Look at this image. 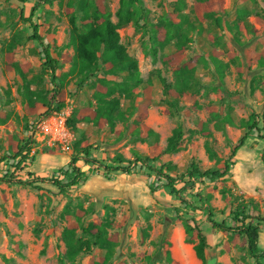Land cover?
<instances>
[{
	"label": "rangeland",
	"instance_id": "374dc122",
	"mask_svg": "<svg viewBox=\"0 0 264 264\" xmlns=\"http://www.w3.org/2000/svg\"><path fill=\"white\" fill-rule=\"evenodd\" d=\"M40 1L0 0V160L14 153L19 140H30L33 159L17 175L23 180L27 174L50 179L67 168L72 146L81 139L94 147L92 158L104 166H112L116 155L128 160L134 153L151 157L178 127L184 144L147 164L163 168L175 180L176 193L148 168L105 175L83 161L78 166L86 179L66 193L50 184L38 183L33 189L0 183V264L102 260L110 251L94 246L80 229L102 223L114 241L108 264H170L167 254L177 264H264L250 257L243 238L222 234L211 225H239L233 220L235 212L264 219V67L247 60L264 51V0H222L221 11L206 16L198 15L196 8L209 0H140L130 6L126 23L117 16L121 0H103L104 11L118 25L120 44L136 61L142 82L138 87L126 83L125 72L110 75L101 67L91 76L74 62L70 24L73 19L81 28L94 0ZM31 24L37 25L57 61L55 80L44 67L40 44L31 40ZM96 56L100 62L101 51ZM190 61L191 78L172 67L175 62L186 67ZM160 77L170 84L171 95H164ZM98 87L103 95L111 91L101 103ZM53 88L61 90L65 108L43 115ZM145 88L150 99L143 124L156 138L131 133L137 129ZM112 99L118 101L113 128L84 122L74 131L67 125L76 110L100 111ZM35 105L39 107L34 112ZM252 115L258 133H246L243 126L253 123ZM245 134L224 179L188 177L192 163L202 172L220 170ZM8 164L0 161V177L14 171ZM186 224L206 236L205 262L197 259V239L186 231ZM260 224L259 247L264 252ZM66 230H73L74 241H90L89 248L78 243V253L67 259L70 251L62 239Z\"/></svg>",
	"mask_w": 264,
	"mask_h": 264
},
{
	"label": "trees",
	"instance_id": "16d2710c",
	"mask_svg": "<svg viewBox=\"0 0 264 264\" xmlns=\"http://www.w3.org/2000/svg\"><path fill=\"white\" fill-rule=\"evenodd\" d=\"M103 0H94V4L92 3V13L90 16L85 13L84 17L81 19V28H78L72 19L71 21V30L69 35V45L73 47L75 55L74 62L79 63L81 65V69L89 72L91 76L99 73L101 67H104L110 75H114L117 73H127L126 83L131 84L134 87H138L142 82L139 77L137 71L136 61L131 59L127 53L125 48L120 44L119 34L117 32L118 25L114 24L110 20V16L108 13L104 11L102 6ZM40 3L41 1L38 0ZM221 3L222 0H209L206 5L197 6L196 11L200 16L212 15L214 13H218L221 11ZM133 4H140V0H121L120 9L117 12V16L119 18V22H128L130 19L129 8ZM36 11V7L33 8V12ZM32 12V13H33ZM91 18L92 21L89 19ZM28 22L31 21L28 19ZM260 23L263 24L260 18ZM32 27V36L31 40L36 41L40 44L41 54L44 57V67H46L49 71V74L55 80L57 77L55 73L58 69L57 61L53 59L50 55L49 46L42 42L41 36L38 34L37 25L31 24ZM101 51L100 62L97 60L96 54ZM249 62H254L260 67H264V51L259 54H252L247 57ZM193 61L188 63L186 67H179L178 62H175L172 67L175 68L179 75L183 77H188L191 74L190 64ZM213 63L216 67H218V63L213 60ZM220 71V70H218ZM191 78V75H190ZM160 81L163 86V93L165 96L171 95V86L167 83L166 79L160 77ZM103 88H97V101L99 103L103 102L104 96L111 95V91L109 89L106 90V93L103 95ZM149 89H144V96L138 107V115L135 118V123L137 129L132 131V135H136L138 137H146V138H156L157 135L151 129L146 127L143 124V120L147 114V108L149 106ZM50 103L46 107V111L43 115H48V113H59L65 108V103L61 98L62 92L59 89L53 88L50 92ZM52 103H55V107L53 108ZM104 108L100 111L92 112L89 109L84 110H76L72 117L67 120V125L70 129L75 131V126L78 123H93L96 126H109L111 128L114 127L115 123V114L118 108V101L115 99L109 100L108 102H104ZM171 107H176V104H172L169 102ZM38 105L33 107V111L35 112L38 109ZM253 121L250 125V122H243V126L247 127L246 133H251L254 131L255 133L259 132L257 128L258 122L256 121V116L252 115L249 119ZM241 138L237 145L232 149L230 158L226 160L223 164V167L220 170L215 171H200L195 164H191L187 175L191 179L195 176L200 178H206L208 180H222L224 179L230 168L234 165L233 158L239 149L243 146L244 141L246 140V136ZM184 144L183 132L180 127L173 130L171 137L167 140L166 146L161 149L157 148V153L152 154L151 157L142 158L137 153L133 154V159L128 160L125 159L122 155H116L112 159V166H104L100 164L97 160L92 158L91 152L94 150V147L88 144L85 140L81 139L76 141L72 146V154L70 157V161L67 165L66 169H60L59 177L52 176L50 179L39 178L34 176L33 174H27L28 179L23 180L17 174L22 171L28 165V162H31L33 158L30 157L32 142L30 140H19L16 145L13 146L14 153L6 154L4 158L0 161L8 160L10 167H13L14 171L9 174L8 172L4 174V176L0 177V183H6L9 185L22 186V187H30L33 189H38V183L40 184H50L55 187L60 193H66L73 187L79 186L86 179L87 175L81 171L78 163L83 161L85 165H89L93 167V170L100 174L104 173L108 175L113 172H121L125 175L132 174L136 168H148L151 171L156 173V176L160 179L166 180V186L171 189L174 193L176 190L174 188L175 180L169 175L163 173V168L161 169H152L148 166V162H156L162 156L176 153L179 151ZM230 160L232 162H230ZM167 172L171 171L169 167L165 166ZM153 190V189H151ZM233 220L236 223H240L237 226L227 227L224 224H217L211 221V225L213 229L218 230L222 234L232 233L240 238H243L247 245V252L251 258L263 259L264 260V252L259 247L260 242V223L264 224V219L259 216H244L243 212L233 213ZM249 219L250 222L245 224V220ZM257 220L258 224L253 225L251 221ZM105 224H90L86 228L82 227L81 232L83 237H88L92 239L93 245L97 246L99 249H108L107 251L112 250V246L114 242L110 240L109 237L106 236L105 232ZM186 231H188L192 236L197 239V244L194 246V252L198 260L205 262V250L208 248L206 242V236L196 227H191L188 224L185 225ZM66 234L62 235V239L66 242L68 246V251L66 253V258L69 259L74 256L76 250V246L78 243H81V239L76 241L73 240V230H66ZM84 243L85 248H89L90 241L86 240L82 242ZM74 249V250H73ZM82 250V248H81ZM109 252V253H110ZM108 256L104 259H100L99 261H91L88 264H108ZM168 261L170 264H177L173 262L169 254H167Z\"/></svg>",
	"mask_w": 264,
	"mask_h": 264
}]
</instances>
